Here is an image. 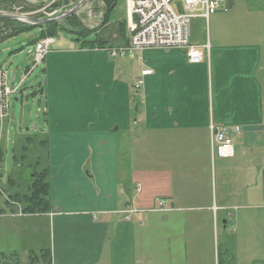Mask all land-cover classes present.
Here are the masks:
<instances>
[{
    "label": "crops",
    "instance_id": "crops-1",
    "mask_svg": "<svg viewBox=\"0 0 264 264\" xmlns=\"http://www.w3.org/2000/svg\"><path fill=\"white\" fill-rule=\"evenodd\" d=\"M118 3L84 25L96 31L85 40L102 47L81 49L68 36L45 56L50 208L24 215L13 199L0 227L18 232L28 261L44 251L37 234L45 231L51 264H219L211 240L221 224L223 235L243 230L247 251L235 248L233 260L264 264V0L250 10L227 0L212 35L210 17L192 19L190 42L208 48L199 64L178 49L111 58L130 38ZM143 70L151 75L135 90ZM210 124L240 127L233 158L212 152ZM159 199L171 211H155ZM127 209L137 210L128 220Z\"/></svg>",
    "mask_w": 264,
    "mask_h": 264
},
{
    "label": "rangeland",
    "instance_id": "rangeland-1",
    "mask_svg": "<svg viewBox=\"0 0 264 264\" xmlns=\"http://www.w3.org/2000/svg\"><path fill=\"white\" fill-rule=\"evenodd\" d=\"M55 1L58 0H16V2L9 3V6L6 7L4 6L6 0H0V9L9 10L11 8L27 6L29 8L28 10H35L48 6V11H57L58 13L56 15H61L70 10L69 8H72L80 0H67L68 5L51 9ZM98 2L100 1L83 0L80 3L79 10L75 14H72L79 20V28L76 26L73 28L71 24L65 22L61 24L64 27H69L74 32H79L81 28H84L85 23L89 24L99 21L103 6L101 8ZM118 4L119 7L122 6L124 0H119ZM172 5L177 11L180 10L181 0H173ZM245 6L247 10H250L251 7H256V0H240V8L242 9ZM224 14L220 12L215 16H211L205 26L206 32L210 31L212 35L214 27L217 25V20L222 18V16H228ZM234 25L235 23L232 24V26ZM0 26L11 30L9 36L13 34L12 25L0 23ZM228 26H230L228 22L223 24V27ZM86 28H84L86 31H90V28ZM205 28L203 32H205ZM37 33H39V27H34L30 31L19 33L0 42V66L9 73L10 80L11 74L15 73L16 84L24 77L26 67L32 65L31 52L33 45L31 41ZM68 36L59 34L53 39L50 50L58 44V41L66 40ZM46 86L47 89H45ZM40 89H44L43 95L39 92ZM46 90L49 91V85L46 82L43 63H41L25 79L16 97L10 99L8 116L3 120L2 124L0 123V175L5 173V176L14 179V188H11L7 184L4 185L0 181V209L3 210L6 216H9L11 213L9 208L13 201L12 195L15 193L18 196L28 194V185L32 179L31 174L34 166L37 164V172L43 168L48 170L49 156L52 150L51 147L49 148V133L47 127V124L51 125V123L44 114L47 104V100H45ZM101 98L102 96L95 99L96 104L99 105L101 103ZM15 99L17 100L15 101ZM49 100H51V97ZM96 104H93V106ZM53 135L51 134V139ZM23 146L24 150L22 149ZM125 166L126 164L123 163L121 166L123 170ZM210 178V188L212 189L215 187L214 182L216 179L214 180V175H210ZM137 187L141 188L139 185H136L134 194L137 193ZM228 211L230 214H233L235 210ZM222 214L224 217H228L226 210ZM14 223L15 221H10L12 229ZM5 225L8 227L7 221ZM2 229L0 227V252H3L2 255L4 256L0 255V264H30L27 259V254L23 252V245L26 243L20 240V236L17 235L18 232H15L14 229L12 231H4ZM12 232L13 235L11 234ZM242 235L243 230H236L234 226H227L224 235L222 234L221 224H219L217 230L215 226L212 227L211 244L213 245L215 255L217 254L219 256V264H246L245 262H236L232 259L235 248L239 249L241 254L247 251L244 250ZM37 237L38 246L40 245L44 250H48L47 233L42 231L41 234H37ZM224 249L226 250L225 252Z\"/></svg>",
    "mask_w": 264,
    "mask_h": 264
},
{
    "label": "built area",
    "instance_id": "built-area-1",
    "mask_svg": "<svg viewBox=\"0 0 264 264\" xmlns=\"http://www.w3.org/2000/svg\"><path fill=\"white\" fill-rule=\"evenodd\" d=\"M83 2L80 0L79 4ZM130 38L123 48L111 50V58L123 57L126 53H136L144 49H178L185 53L187 62L199 64L203 60V49L190 42V23L197 16L205 21L219 12H227V0H181L180 10H176L173 0H125ZM48 6L35 10H27L24 6L0 9V16L12 18L20 25H34V18H51L56 11H48ZM134 18V19H133ZM11 30L0 26V40L9 36ZM53 38H39L33 45L31 52L32 65L25 69V75L18 84L16 79L11 83L9 73L0 66V123L8 116L10 99L18 94L19 88L30 73L44 60L49 52ZM151 75L150 70H143L135 78L134 89L138 90L143 84V77ZM241 132L240 127H216L209 125L210 146L212 152L221 159H230L234 156L233 135ZM140 188H137V192ZM155 211L167 213L171 211L164 200H158ZM141 212H144L143 210ZM124 218L128 220L135 209H127Z\"/></svg>",
    "mask_w": 264,
    "mask_h": 264
},
{
    "label": "trees",
    "instance_id": "trees-1",
    "mask_svg": "<svg viewBox=\"0 0 264 264\" xmlns=\"http://www.w3.org/2000/svg\"><path fill=\"white\" fill-rule=\"evenodd\" d=\"M103 4V12L104 18H107L110 13L116 8L119 0H99ZM16 0H6L4 6L8 7L9 3H14ZM63 5H68L67 0H58L55 1L51 9L60 8ZM64 6V7H65ZM69 23L71 27H80L79 20L75 17V15H70L63 18L60 21H48L43 24L37 25V27L41 28V32L39 34L40 38L43 37H51L56 38L59 34H63L71 37L72 42H77L80 40L79 47L81 49H92L102 47L101 44L98 43V39L94 40H85V36H89L94 34L95 30L86 31L84 28L79 30V32H74L69 29V27H64L61 23ZM0 23L4 25H12L13 34L10 37H13L19 33H23L26 31H30L34 27H15L13 25L14 22L8 19H0ZM9 37V38H10ZM7 40V39H4ZM3 40V41H4ZM24 150V146L22 147ZM37 164L32 169V179L30 180V184L28 185V194L18 196L14 195V202L20 205V212L24 215H33V214H41L46 213L50 208L49 201V181H48V170L43 168L41 171H36ZM37 254V255H36ZM34 256H31L29 262L30 264H51L50 263V251L44 250L39 254L36 253Z\"/></svg>",
    "mask_w": 264,
    "mask_h": 264
},
{
    "label": "water",
    "instance_id": "water-1",
    "mask_svg": "<svg viewBox=\"0 0 264 264\" xmlns=\"http://www.w3.org/2000/svg\"><path fill=\"white\" fill-rule=\"evenodd\" d=\"M78 9H79V2L76 3L73 6V8H71L70 10H68L66 13L61 14V15L57 16L56 18H54V20H61V19L65 18V17H67V16H70L72 14H75ZM0 19H12V18L6 17V16H0ZM45 21H48V20H44L42 22L44 23ZM14 81H15V74L12 73V75H11V82L13 83Z\"/></svg>",
    "mask_w": 264,
    "mask_h": 264
}]
</instances>
